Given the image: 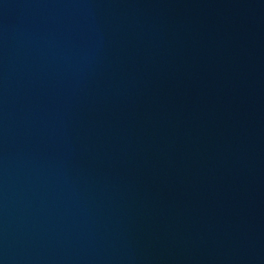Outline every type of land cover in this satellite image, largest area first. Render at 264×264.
<instances>
[{"label":"water","instance_id":"1","mask_svg":"<svg viewBox=\"0 0 264 264\" xmlns=\"http://www.w3.org/2000/svg\"><path fill=\"white\" fill-rule=\"evenodd\" d=\"M0 264H264V0H0Z\"/></svg>","mask_w":264,"mask_h":264}]
</instances>
